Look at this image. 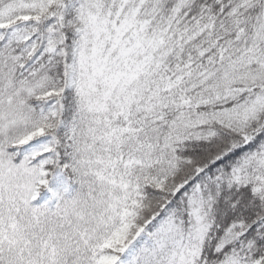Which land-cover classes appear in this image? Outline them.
<instances>
[{
    "label": "snow or ice",
    "instance_id": "obj_1",
    "mask_svg": "<svg viewBox=\"0 0 264 264\" xmlns=\"http://www.w3.org/2000/svg\"><path fill=\"white\" fill-rule=\"evenodd\" d=\"M0 264H264V0H0Z\"/></svg>",
    "mask_w": 264,
    "mask_h": 264
}]
</instances>
